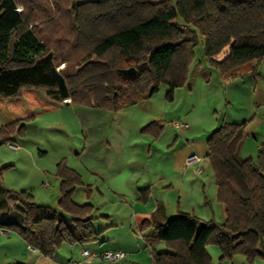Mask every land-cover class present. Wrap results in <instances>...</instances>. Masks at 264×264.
<instances>
[{
  "label": "trees",
  "instance_id": "16d2710c",
  "mask_svg": "<svg viewBox=\"0 0 264 264\" xmlns=\"http://www.w3.org/2000/svg\"><path fill=\"white\" fill-rule=\"evenodd\" d=\"M35 1L0 0V106L10 122L0 129V145L11 141L16 127L22 135L23 122L66 99L118 111L150 98L163 83L171 101L185 83L201 38L205 57L222 72L254 62L255 73L264 60V0H66L73 45L87 54L75 74H63L45 44L51 23L29 27L46 14L32 11ZM128 64L135 66V74L119 75ZM40 89L56 104L42 102ZM245 125L222 121L206 140L224 221L205 222L185 212L166 218L164 207L157 205L142 226L152 227L150 239L165 242L167 251H153L152 264H211L209 243L221 250L220 260L237 253L249 261L264 257V143L255 161L241 158ZM55 176L58 209L0 183V216L7 214V197H16L0 227L46 257L63 244L83 246L100 237L92 224V205L72 201L83 185L80 174L63 159Z\"/></svg>",
  "mask_w": 264,
  "mask_h": 264
},
{
  "label": "rangeland",
  "instance_id": "374dc122",
  "mask_svg": "<svg viewBox=\"0 0 264 264\" xmlns=\"http://www.w3.org/2000/svg\"><path fill=\"white\" fill-rule=\"evenodd\" d=\"M65 6L66 0H36L32 11L39 9L46 14L29 27L51 23L52 28L45 30L44 35L47 50L55 57L56 70L75 74L85 65L83 59L87 51L73 45L74 34ZM18 10L22 11V6L19 5ZM38 14L39 11L34 13L35 17ZM131 67L135 69L132 64L124 69ZM196 68L201 71L195 72ZM253 69L254 62H246L222 72L205 57L201 38L193 48L185 83L174 90L171 101L166 99L168 88L162 83L150 98L118 111L59 103L54 110L61 112L63 124L38 123L37 116L47 113L42 112L22 123V135L17 134L16 127L11 141L0 145V183L12 192L30 194L37 204L58 209L56 164L64 159L68 167L82 173L83 185L76 188L75 196L81 203H91L92 213L97 217L93 227L98 230L109 220L101 217L102 213L118 224L105 232V242L87 243L75 248L74 253H81L83 249L98 253L100 245L113 244L127 254L124 263L151 264L150 248L138 238L147 235L152 227L137 229L141 222L137 216L149 211L154 202H162L167 214L185 212L205 222L224 221L213 170L200 150L207 149L206 137L222 119L245 121L239 155L255 161L256 143L264 142V106L260 109L256 106L259 91H264V60L256 64L259 76ZM37 92L42 102L56 104L44 90ZM181 123L186 124L187 129L175 127ZM9 124L0 106V129ZM255 126L257 138L245 132ZM191 142L199 153L192 151L179 170H173L176 159L178 161L184 153V146ZM170 177L179 180L172 184L176 191L171 190ZM118 182H127L130 193L126 196L100 193ZM15 200L8 201L11 210ZM66 249L72 250L68 244H63L56 251ZM154 249L166 252L167 245L160 241L155 243ZM260 250L264 252V239ZM206 251L211 264H264L262 256L249 261L239 253L220 260L221 250L212 243L206 245ZM87 262L84 264H101L96 258Z\"/></svg>",
  "mask_w": 264,
  "mask_h": 264
},
{
  "label": "crops",
  "instance_id": "0c3cea01",
  "mask_svg": "<svg viewBox=\"0 0 264 264\" xmlns=\"http://www.w3.org/2000/svg\"><path fill=\"white\" fill-rule=\"evenodd\" d=\"M200 71L201 70L199 68H196L195 72H200ZM256 75L259 76L258 71H256ZM255 85L257 86V84H255ZM256 86H255V91H254L255 94L257 93ZM255 97L257 98V96H255ZM258 98L259 99H257V101H256V106L259 107V109H260L261 108L260 106H264V91H259ZM65 105L68 106V105H71V103L70 104H65ZM36 121L38 123L44 122L46 124H51V123L63 124L64 123V119H63V117L61 115V112H59V109L58 110H53L51 112L43 113V114L37 116V120ZM222 121L226 122V123H229V124H239V123H241L240 121H237V120H234V119L232 121H229V122L225 121L224 119H222ZM257 124L260 125L259 120L257 121ZM175 127H177L178 129H181V128L182 129H187V125L186 124H182V123L181 124H175ZM245 132H247V134L249 136H251L253 138H255V137L257 138V135H258L257 132L258 131H257V127L256 126L253 129H247ZM207 138H208V136L206 137V140H207ZM121 143H123V140H121ZM262 143H264V142H262ZM107 144H109V142H107ZM261 144L258 145V143H256V150H258V148H259V146ZM184 147H185L184 148L185 150H184V153H182V157L179 158L178 161L176 159L175 163L173 164V166H174L173 170H175V171L179 170L180 166L183 164V162H184L185 158L187 157V155L193 154L192 151L193 152L196 151L197 153H199V150L197 148L193 147L192 142L189 143L187 146H184ZM202 150H204V152ZM200 151H201L200 154H202V155L204 154V156L207 157V149H203L202 148ZM70 168H72L73 170L78 172L80 174V176L82 177V173H81V171H79V169H76L75 167H70ZM175 181L177 182L179 180H177V179H175L173 177L169 178V183H170V187H171L172 191H176L175 187L172 186V184ZM180 182H182V181H180ZM84 184H85V181H84ZM82 189H84V188L82 187V188H80L78 190L79 194L81 193ZM75 192H74V195L72 197V201L75 204L82 205L84 203H89V202L81 203L78 200H76ZM89 193H91V191H89ZM100 193L101 194L109 193L110 195H113V196L114 195L126 196L125 194L130 193V192H129V188H128V183L127 182H121V183L118 182V184L113 185L112 188L107 187V188H105L104 191L101 190ZM11 198L16 199V197L14 195H10V196L7 197V203H8V201ZM157 205H162L164 207L166 218H169V217L174 215V214L173 215L172 214H167L166 206L162 202L161 203L158 202V201L154 202V205L151 207V209L149 211H147L145 213L143 212V213L138 214L137 217L139 219V222L140 221L141 222L139 223V226H137V229L141 230V229L146 228L145 226H142V222L145 219L150 218L151 214L155 211ZM10 211H11V209L9 208V204H8L7 214L10 213ZM6 215L0 216V221L3 218H5ZM92 216L94 218L93 221H92V224H94L96 222V218L97 217L94 215V213H92ZM101 217H103V218H105L107 220L109 219V220L104 223L105 225H101L98 230L95 229V228L94 229L97 232H100V237H99L100 240L99 241L101 243H103L107 239V237H105V234H106L105 232L110 227L118 226V224L115 223L112 220V218L109 215L105 214V213H102ZM130 232L128 233V235H130ZM151 232H152V230L149 231V233L147 235L139 237L138 241H140L145 246L150 248L151 253L153 251H155V252H164L162 249H156V250L154 249L155 243L160 242V241H152L150 239V235H149ZM131 235H132V238H133V233L132 232H131ZM69 246L71 247L72 250L69 251V250L66 249V250H63V251H60V250L59 251H55L52 257H46V256L40 254L39 252H37L36 250L32 249L31 247H29L15 233H13L11 231H6V230H4V229H2L0 227V264H6V263L7 264H67L70 261H81L82 264H84V263H86V261L90 262L91 260L94 259V258L87 259V260L83 259L82 256H81L82 252L80 253V251H79L78 254L74 253L73 250L75 248H77V247H80L79 245H69ZM98 249L100 250V252H104V251H113V252L122 251V252H125L124 250L120 249L118 246L113 245V244H111V245H100V247H98ZM83 250H86V249H83ZM62 252H64V253H62ZM100 252H98V253H100ZM139 264H141V263H139ZM151 264H152V259H151Z\"/></svg>",
  "mask_w": 264,
  "mask_h": 264
},
{
  "label": "built area",
  "instance_id": "2783aa9c",
  "mask_svg": "<svg viewBox=\"0 0 264 264\" xmlns=\"http://www.w3.org/2000/svg\"><path fill=\"white\" fill-rule=\"evenodd\" d=\"M65 104H70L71 100L70 99H66L64 100ZM12 148H17L16 146H12L10 145ZM194 157V156H191ZM83 259H92V258H96L99 259L101 261V263H110V264H122L124 263V261L126 260L127 254L125 252L122 251H104V252H100V253H90L89 250H83L82 254H81ZM67 264H82L81 261H70Z\"/></svg>",
  "mask_w": 264,
  "mask_h": 264
},
{
  "label": "water",
  "instance_id": "95a60500",
  "mask_svg": "<svg viewBox=\"0 0 264 264\" xmlns=\"http://www.w3.org/2000/svg\"><path fill=\"white\" fill-rule=\"evenodd\" d=\"M135 72H136V70L133 67L128 68V69H119L118 70L119 75H134Z\"/></svg>",
  "mask_w": 264,
  "mask_h": 264
}]
</instances>
